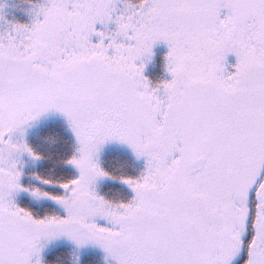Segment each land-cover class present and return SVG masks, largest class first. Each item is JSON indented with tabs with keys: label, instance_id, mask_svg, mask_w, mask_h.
Wrapping results in <instances>:
<instances>
[{
	"label": "snow or ice",
	"instance_id": "obj_1",
	"mask_svg": "<svg viewBox=\"0 0 264 264\" xmlns=\"http://www.w3.org/2000/svg\"><path fill=\"white\" fill-rule=\"evenodd\" d=\"M35 17L0 31V264H40L53 232L115 264H264V0H45ZM160 42L171 79L151 87L142 57ZM51 110L79 176L64 195L32 189L66 212L35 218L13 195L19 157L39 159L24 129ZM108 141L146 158L126 204L91 186Z\"/></svg>",
	"mask_w": 264,
	"mask_h": 264
},
{
	"label": "trees",
	"instance_id": "obj_2",
	"mask_svg": "<svg viewBox=\"0 0 264 264\" xmlns=\"http://www.w3.org/2000/svg\"><path fill=\"white\" fill-rule=\"evenodd\" d=\"M7 3L3 23L8 20L11 23L30 25L36 18L35 13L45 0H3ZM166 52L164 47L156 49L150 63L145 66L144 76L150 81V85H162L167 78L164 60ZM169 80V78H168ZM26 143L33 153L39 156L23 155L19 158L18 168L21 171L20 184L24 191L31 194V190L39 188L42 192L51 195H64L65 190L61 184L79 176L73 165L68 163L73 157H78L79 145L73 136L69 122L65 118L54 116L49 120L32 127L26 137ZM97 163L107 175L104 181L96 186L97 194L112 204L128 203L133 194L126 187L124 180L127 178L139 179L145 172L146 166L137 161L135 156L128 150L106 148L97 156ZM43 180L52 183L44 184ZM29 197L15 195V203L30 211L35 218L46 216H65L64 212L55 205L54 200L48 197V201L36 203ZM251 236V231L248 237ZM243 256L238 257L234 264H242ZM105 257L101 252L82 251L75 247L55 244L49 246L42 256V264H106Z\"/></svg>",
	"mask_w": 264,
	"mask_h": 264
},
{
	"label": "rangeland",
	"instance_id": "obj_3",
	"mask_svg": "<svg viewBox=\"0 0 264 264\" xmlns=\"http://www.w3.org/2000/svg\"><path fill=\"white\" fill-rule=\"evenodd\" d=\"M4 1H5V0H4ZM0 5L3 6L2 9H0V15H4L5 12H7V11H6V8H7V5H8V4L5 3V2H3V0H0ZM6 22H9V21L7 20ZM8 26H9L8 23H5V24H4V23H3V20H0V31L5 30ZM98 27H99V26H98ZM94 39H95V38H94ZM163 47H164L165 52H166V56H164V57H165L164 64H165V69H166L165 74H166V76H167V78H166L165 81H167L168 78H169V80L171 79L170 73L167 71V54H168V52H169V49H168L167 45H166L165 43H163V42L157 43V44L154 45V47H153V54H154V51H155L156 49L163 48ZM152 58H153V55H152V57H151L150 60H152ZM150 60L147 61V62L145 63L146 66L150 63ZM137 63L139 64V61H138ZM227 63H228V65H233V64H235V63H236V58H235V56H234V55H229L228 58H227ZM230 70H233V69L230 68ZM143 74H144V73H143ZM151 87H156V86L151 85ZM54 116H58V117H61V118H65V119L67 120V118H66L62 113L57 112V111H55V110H51V111H49V112L43 114V115H42L39 119H37L36 121L31 122V124H30L29 126H26V127H25V129H24V133H23V136H22L23 141L26 142V137L30 134V131L32 130V127L34 128L35 125H40L41 123L43 124V122L49 120L50 118H52V117H54ZM67 121H68V120H67ZM72 132H73V131H72ZM73 136L75 137V134H74V133H73ZM17 138H21V137L19 136V134H17ZM75 139H76V137H75ZM76 141H77V140H76ZM77 143H78V142H77ZM78 145H79V144H78ZM106 148H116V150H117V149H120V150H128L129 152H131V153L135 156V158L137 159V161H139V162H143V163L145 164V166H146V158H144V157H140V158H138V157L136 156V154L133 152V150L131 149V147L128 146L127 144H125V143H121V142H118V141H108V142H106V143L101 147V149H100L98 155H99L100 153H102ZM25 154L28 155L27 153H24V154H22L21 156H23V155H25ZM21 156H20L19 158H21ZM78 156H79V154H78ZM77 158H78V157H77ZM73 168H74V169L77 171V173L79 174V170H78L74 165H73ZM102 181H104V177L99 178V179L95 182V184L92 186V188H93V190L96 192V194H97L96 186L98 185L99 182H102ZM126 187H128V189L132 192L131 194H133V198H134L135 193L133 192L132 188H131L128 184L126 185ZM15 195L22 196V197L27 196V197H29L28 199L34 200V202H36V203H37V202H38V203H40V202H44V201H46V200L48 201L47 198H36V197H34L32 194H28V193L24 192L23 190H21V191H19V192H17V193H14V195H13V199H14V201L16 200V199H15ZM97 195H98V194H97ZM133 198H132V199H133ZM53 202H54L55 205H56L57 207H59V208L64 212V214L66 215V212H65V210L63 209V207H62L61 205H59L56 201H53ZM97 222L100 223L101 225H103V224L106 223V221H104V220H102V219H100V218H97ZM55 244H62V245H67V246L75 247V248H77V249H79V250H82V251H90V250H91V251L101 252V253L104 255L105 259H106L105 262L107 261L106 264H115V261H114L111 257H109L108 254H107V253H106L101 247H99L98 245H95V244H91V243H89V244H86V245H83V246H77L73 241L69 240L67 237H59V238H57V239L54 240V241H50V242H47V243L44 244V246L42 247L41 253H40L41 264H42V256H43V254L45 253L46 249L49 248V246H51V245H55ZM237 259H238V258H236V259L233 261V264L235 263V261H236Z\"/></svg>",
	"mask_w": 264,
	"mask_h": 264
},
{
	"label": "clouds",
	"instance_id": "obj_4",
	"mask_svg": "<svg viewBox=\"0 0 264 264\" xmlns=\"http://www.w3.org/2000/svg\"><path fill=\"white\" fill-rule=\"evenodd\" d=\"M151 58H149L147 55L143 56L142 57V60L144 63H146L147 61H149ZM19 134V136L22 135V132L20 129L17 130L16 132V135ZM102 146H100L98 148V150H93L92 152V155H91V158H92V161L95 165H97V169L95 171H93L90 175V181H91V186H93L95 184V182L103 177L104 175L102 173H105L103 171V169L99 166V164L97 163V156H98V153L100 151ZM59 237H67L69 240L73 241L77 246H80V244L77 242L76 238H70L68 237L67 235H64V234H59V233H56V232H53V233H48V234H44L41 236L40 240H39V244L42 245V247L44 246L45 243L47 242H50V241H54L56 240L57 238ZM41 253V252H40ZM40 253L38 254L37 256V259L40 261V264H41V259H40Z\"/></svg>",
	"mask_w": 264,
	"mask_h": 264
}]
</instances>
